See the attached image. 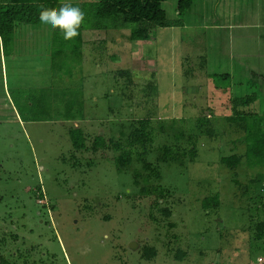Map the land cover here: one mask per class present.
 Returning <instances> with one entry per match:
<instances>
[{"label":"rangeland","instance_id":"obj_1","mask_svg":"<svg viewBox=\"0 0 264 264\" xmlns=\"http://www.w3.org/2000/svg\"><path fill=\"white\" fill-rule=\"evenodd\" d=\"M99 1L59 0L84 13L72 39L18 24L10 53L0 42V264H264V164L228 119L264 114V0H194L180 24L166 0L169 23L137 42L94 18ZM141 120L144 161L128 146ZM164 146L177 156L160 160ZM145 161L160 178L146 183Z\"/></svg>","mask_w":264,"mask_h":264},{"label":"trees","instance_id":"obj_2","mask_svg":"<svg viewBox=\"0 0 264 264\" xmlns=\"http://www.w3.org/2000/svg\"><path fill=\"white\" fill-rule=\"evenodd\" d=\"M166 0H100L94 7V18L98 20H107L108 24H114L121 21L131 30V39L134 41L148 40L149 29L146 23L156 21L162 25L171 20L167 15L166 9L163 7V2ZM194 0H178L177 11L178 18L175 23L182 22V17L185 15L193 5ZM59 0H0V42L2 44L3 53H10L15 44V37L17 33V25H31L34 27L42 26L39 22V11L42 8L49 10H58ZM116 22V23H115ZM143 25H139L140 23ZM172 23V21H171ZM253 117V116H252ZM250 118L248 113L240 114L239 116L228 115L229 120L239 118L240 121H246V146L247 157L252 163L264 164V114L256 115ZM164 126H161L163 129ZM154 134V129L149 127L147 120H141L139 126L134 127L129 135L128 146L133 147L139 145L142 147V152L138 153L137 159L143 160V156L147 153V144L150 143ZM71 138L76 149H82L85 146V136L82 135L81 130H72ZM94 148H105L107 146L106 140L101 135H98L94 142ZM115 148H120L121 145L114 143ZM86 148V147H85ZM134 151L126 149L120 156L115 158L117 167L122 170L133 160ZM174 152L168 147L164 146L163 153L160 154V160H169L175 158ZM179 159V158H178ZM241 157L234 154L229 157L222 158V162L230 168L238 167L241 163ZM144 161V160H143ZM145 169H149L148 175L144 180L149 182L151 176L159 177L161 174L158 168H152L150 164L145 161ZM142 173L138 170L134 171L135 184H139V178ZM143 178V177H142ZM155 187H153V190ZM142 195L150 193L149 187L142 186ZM219 202L218 195L209 198L203 202L205 206L216 205ZM166 215H170V210L165 209ZM262 230V228H260ZM5 241V240H4ZM145 254L148 258L154 256L156 253L154 248H145ZM21 255V254H20ZM2 264H7L8 260L3 258Z\"/></svg>","mask_w":264,"mask_h":264},{"label":"clouds","instance_id":"obj_3","mask_svg":"<svg viewBox=\"0 0 264 264\" xmlns=\"http://www.w3.org/2000/svg\"><path fill=\"white\" fill-rule=\"evenodd\" d=\"M83 20L84 13L71 3H65L58 10L42 8L39 11V22L49 29H59L65 39H72L77 35Z\"/></svg>","mask_w":264,"mask_h":264}]
</instances>
